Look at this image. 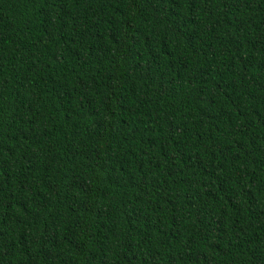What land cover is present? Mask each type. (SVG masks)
Segmentation results:
<instances>
[{
    "label": "trees",
    "instance_id": "16d2710c",
    "mask_svg": "<svg viewBox=\"0 0 264 264\" xmlns=\"http://www.w3.org/2000/svg\"><path fill=\"white\" fill-rule=\"evenodd\" d=\"M0 264H264V0H0Z\"/></svg>",
    "mask_w": 264,
    "mask_h": 264
}]
</instances>
